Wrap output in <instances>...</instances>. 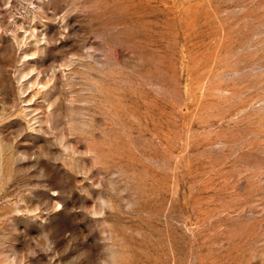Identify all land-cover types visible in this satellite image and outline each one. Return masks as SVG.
<instances>
[{"label":"rangeland","instance_id":"1","mask_svg":"<svg viewBox=\"0 0 264 264\" xmlns=\"http://www.w3.org/2000/svg\"><path fill=\"white\" fill-rule=\"evenodd\" d=\"M0 264H264V0H0Z\"/></svg>","mask_w":264,"mask_h":264}]
</instances>
